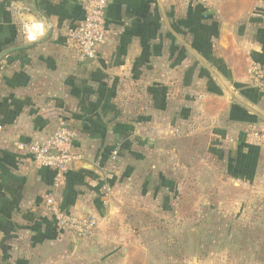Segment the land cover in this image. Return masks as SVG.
I'll return each instance as SVG.
<instances>
[{
  "label": "crops",
  "instance_id": "crops-1",
  "mask_svg": "<svg viewBox=\"0 0 264 264\" xmlns=\"http://www.w3.org/2000/svg\"><path fill=\"white\" fill-rule=\"evenodd\" d=\"M84 1L0 0V264H134L128 247L105 241L108 222L142 204L171 218L188 172L181 142L187 154L225 163L228 182L264 180V145L249 139L264 132V89L248 78L251 65H264V0H191L183 11L174 0H110L107 45L78 62L65 35L83 21ZM9 4L36 7V18L21 17L35 45L18 37ZM190 9L217 39L188 35ZM61 119L84 159L55 189L54 171L36 169L17 145L48 138ZM47 194L64 211L98 218L97 242L58 230L43 210ZM145 255L142 264H155Z\"/></svg>",
  "mask_w": 264,
  "mask_h": 264
},
{
  "label": "rangeland",
  "instance_id": "rangeland-1",
  "mask_svg": "<svg viewBox=\"0 0 264 264\" xmlns=\"http://www.w3.org/2000/svg\"><path fill=\"white\" fill-rule=\"evenodd\" d=\"M174 1L183 11V4L191 0ZM9 5L14 26L18 27L17 35L22 37V25L26 20L21 17L30 10L33 11L30 15L36 18V7ZM202 15L193 9L187 12L183 20L188 26V35L196 36L198 32L201 40L205 41L211 35L217 39V34H212V28L201 21ZM219 16L226 18L222 14ZM209 47L213 53V43H209ZM180 146L183 147L182 162H186L188 172L180 179L186 186L178 191V199L173 202L176 205L170 211L171 218L162 217L144 204L140 209L135 207V210L131 206L122 219L108 222L111 234L104 239L108 245L112 243L116 246L112 251L117 246L128 247L138 258L134 264H142L145 254L154 256L155 264H264V180L257 177L251 185L228 182L225 163L215 164L212 160L218 158L208 155L200 157L207 165L201 164V167L198 156L202 154L196 155L194 148L193 155L187 154L191 150L188 143L181 142ZM181 157L174 159L179 162ZM213 172L219 180L214 179ZM199 196L207 200L204 205L198 204ZM144 207L146 209H142ZM200 211L204 213L200 214ZM94 240L97 242V239ZM79 243L78 249L86 247L81 241ZM109 248L102 247L100 254L105 253L106 256L110 253L107 251Z\"/></svg>",
  "mask_w": 264,
  "mask_h": 264
},
{
  "label": "built area",
  "instance_id": "built-area-1",
  "mask_svg": "<svg viewBox=\"0 0 264 264\" xmlns=\"http://www.w3.org/2000/svg\"><path fill=\"white\" fill-rule=\"evenodd\" d=\"M110 0H85L83 3V21L69 29L65 43L78 62L94 61L107 45L108 30L106 23ZM22 38L25 44L34 43L32 22L22 25ZM250 82L264 89V65L253 64L248 69ZM1 129V127H0ZM76 133L67 120L61 119L54 132L44 140H33L29 144L19 143L17 148L32 158L36 169H49L55 173L54 188L67 179L73 165L83 161L84 156L75 151ZM249 139L257 145H264V132L253 130ZM119 152L112 151L110 161L117 163ZM43 210L60 231L74 235L77 239L87 240L95 237L99 228V219L95 216L77 217L61 209L60 202L53 194L43 197Z\"/></svg>",
  "mask_w": 264,
  "mask_h": 264
},
{
  "label": "trees",
  "instance_id": "trees-1",
  "mask_svg": "<svg viewBox=\"0 0 264 264\" xmlns=\"http://www.w3.org/2000/svg\"><path fill=\"white\" fill-rule=\"evenodd\" d=\"M19 52H20V51H19ZM207 53H208V52H207ZM208 54H209V53H208ZM211 62H212L213 65H216V66H217V64L219 63L218 60H216V59H213V61H211Z\"/></svg>",
  "mask_w": 264,
  "mask_h": 264
},
{
  "label": "water",
  "instance_id": "water-1",
  "mask_svg": "<svg viewBox=\"0 0 264 264\" xmlns=\"http://www.w3.org/2000/svg\"><path fill=\"white\" fill-rule=\"evenodd\" d=\"M37 42H34V43H31L29 46H33V45H35ZM9 52H11V51H9ZM80 162H78V163H76V165L77 164H79Z\"/></svg>",
  "mask_w": 264,
  "mask_h": 264
}]
</instances>
